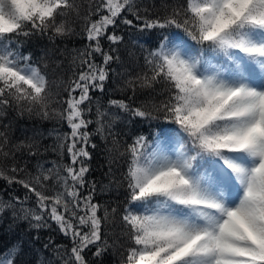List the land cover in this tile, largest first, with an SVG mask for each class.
I'll return each mask as SVG.
<instances>
[{
    "label": "snow or ice",
    "instance_id": "1",
    "mask_svg": "<svg viewBox=\"0 0 264 264\" xmlns=\"http://www.w3.org/2000/svg\"><path fill=\"white\" fill-rule=\"evenodd\" d=\"M126 12L142 21L138 31L150 33L152 45H140L147 71L127 84L135 92L137 82L141 88L163 83L166 98L136 108L113 99L109 106L148 119L160 113L175 127L153 129L151 139L141 134L120 153L126 165L124 264H264V0H183L155 18L142 17L135 0H92L83 16L77 0H0V111L15 107L47 118L56 112L54 102L63 103L58 114L70 128L59 145L68 164L40 166L26 179H18L23 168L12 166L14 175L0 169V178L35 196L38 211L26 209L23 217L33 227L44 226L47 216L70 236L66 257L57 249L60 264H88L89 246L95 257L107 251L102 225L117 209L105 208L101 216L102 206L93 202L95 182L88 195L82 189L89 148H96L92 136L106 140L112 124L105 121L119 117L99 106L95 121L86 116L92 91H104L109 64L119 59L100 41L124 40L109 28L121 19L133 25L122 16ZM72 16L84 20L89 44L74 57L81 70L66 88L68 99L54 101L53 82L30 53H22L19 38L70 36ZM92 123L95 133L88 130ZM7 144L0 132V156L9 155ZM8 207L0 200V212ZM16 254L15 246L0 254V264H15Z\"/></svg>",
    "mask_w": 264,
    "mask_h": 264
},
{
    "label": "trees",
    "instance_id": "2",
    "mask_svg": "<svg viewBox=\"0 0 264 264\" xmlns=\"http://www.w3.org/2000/svg\"><path fill=\"white\" fill-rule=\"evenodd\" d=\"M91 2L92 0H77L81 16L87 14ZM182 2L183 0H135L136 10L142 17L147 14L149 18L165 15L172 6ZM122 16L132 20L133 25H126L122 19L118 20L115 27L109 28V33L115 31L118 35H122L124 40L115 45L106 38L100 41L106 52L116 49L113 54L119 59L109 64V78L105 82L104 91H92L91 112L86 116L95 121L99 106L101 111L114 113L119 117L113 121H105L112 124V134L108 135L106 140L101 139L100 134H94L91 143L96 144V148H89L91 160L88 161L89 172L85 177L86 184L82 194L88 195L91 191L90 184L94 181L93 202L102 206L99 214L103 216L105 208L109 212L116 208L117 212L102 225V233L110 247L102 257L93 256L95 246L85 249L84 255L88 264H124V247L127 238L123 235L125 228L120 216L126 196V185L121 183L126 165L120 153L141 134L151 139L153 129L175 127L165 124L160 113L153 112V116L157 118L148 119L109 106L108 102L113 99L125 100L132 108H136L141 105L159 104L166 98V85L163 83L155 84L152 88H141L137 82L134 86L135 92L128 86L127 81L136 80L140 74L147 71L144 64L147 53L140 45L143 44L145 48L152 45L148 42L150 33L138 31L142 21L136 20L131 13L126 12ZM93 19L98 17L93 16ZM69 20L75 30L70 36L49 39L50 33H48L19 38L23 44L22 53L24 55L30 53L33 62L40 66L42 72L46 73L53 82L54 101L68 99L66 88L75 78V74L81 70L77 67L78 61L74 62V57L89 44L84 20L75 16L70 17ZM170 31L183 36V33L177 29ZM184 39L187 40L186 37ZM92 59L97 64H103V57L98 53H93ZM51 107L55 108L56 112L50 110L47 118L38 115L35 111L29 113L15 107L0 111V132L7 137L8 144L5 151L9 153L7 157L0 156V169L6 176L14 175L9 171L12 166L23 168L24 171L18 174V179H26L29 174L35 176L40 166L47 170L53 169L54 164L59 166L69 163L68 153L61 151L59 147L62 138L70 135L68 124L58 114L63 112L67 105L54 102ZM96 127L97 125L92 123L88 130L95 133ZM15 197H19L23 203L17 202ZM0 200L12 204V207L0 212V254L6 253L15 246L17 250L15 264H60L57 249L59 256L66 257L73 246V241L47 216H45V225L39 228L33 227L30 218H23L26 209L38 211L35 196L20 184H9L6 179L0 178Z\"/></svg>",
    "mask_w": 264,
    "mask_h": 264
}]
</instances>
